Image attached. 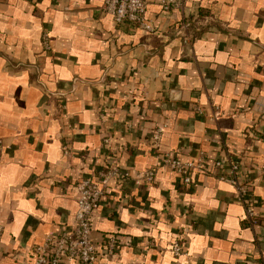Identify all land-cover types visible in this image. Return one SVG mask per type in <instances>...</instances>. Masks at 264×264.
<instances>
[{
	"label": "crops",
	"instance_id": "crops-1",
	"mask_svg": "<svg viewBox=\"0 0 264 264\" xmlns=\"http://www.w3.org/2000/svg\"><path fill=\"white\" fill-rule=\"evenodd\" d=\"M147 1L152 32L104 0H0V264H34L74 226L79 181L113 166L131 178L109 181L92 239L119 248L95 264H264V0ZM166 153L239 161L258 224L214 173L185 185L162 168Z\"/></svg>",
	"mask_w": 264,
	"mask_h": 264
},
{
	"label": "built area",
	"instance_id": "built-area-1",
	"mask_svg": "<svg viewBox=\"0 0 264 264\" xmlns=\"http://www.w3.org/2000/svg\"><path fill=\"white\" fill-rule=\"evenodd\" d=\"M160 4L165 12L172 9L183 10L185 6L183 0H161ZM103 9L119 25L128 24L148 32L153 31V26L146 17L147 0H104ZM185 41L188 42L187 37ZM163 133L164 128H159L155 132L153 137L155 149H159ZM1 161L0 150V166ZM160 166L179 174L185 185L192 183L193 175L214 173L221 182L232 186L235 190L237 200L245 210L246 225L254 228L258 224L254 194L239 161L215 159L210 170L204 155L186 162L177 155L166 153L161 156ZM130 178L131 175L128 172L113 166L108 169H99L94 178L79 181L74 226L71 229H63L57 236L48 237L42 245L36 247L34 264H63L68 261L78 264H95L101 256H114L119 248L118 239L114 236L110 237L105 243L103 252L99 251L92 239L93 217L100 208L109 181L111 179L126 181ZM155 179L154 169L143 171L133 177L138 186L152 185ZM2 233L3 228L0 225V236ZM172 251L177 256L183 254L180 243H175Z\"/></svg>",
	"mask_w": 264,
	"mask_h": 264
}]
</instances>
